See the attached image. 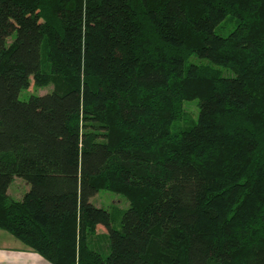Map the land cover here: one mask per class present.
Returning <instances> with one entry per match:
<instances>
[{
    "label": "trees",
    "instance_id": "16d2710c",
    "mask_svg": "<svg viewBox=\"0 0 264 264\" xmlns=\"http://www.w3.org/2000/svg\"><path fill=\"white\" fill-rule=\"evenodd\" d=\"M0 228L51 264H264V0H0Z\"/></svg>",
    "mask_w": 264,
    "mask_h": 264
},
{
    "label": "rangeland",
    "instance_id": "374dc122",
    "mask_svg": "<svg viewBox=\"0 0 264 264\" xmlns=\"http://www.w3.org/2000/svg\"><path fill=\"white\" fill-rule=\"evenodd\" d=\"M16 12V10H14ZM13 16V15H12ZM15 16V15H14ZM14 18V17H13ZM11 19L12 21H15L14 19ZM11 34H7L6 36H10ZM12 36L8 38V40L11 39ZM51 89V86L46 87H37L34 85H31L28 89L22 90L19 94V99L26 100L29 98L31 94H43L46 92H49ZM184 106L191 111V113L195 112L192 116L195 118L198 113V106H197V99L193 100H186L184 102ZM193 111V112H192ZM179 124L175 122L172 126L173 129L177 128ZM27 182L20 178V177H14L12 182L9 186V192L11 196L14 198H19L28 189ZM91 201L94 205L98 207L105 208L111 212H113V215L117 218L119 216V213L123 212L128 207V202L121 193H117L114 191H109L106 189H100L96 194H94L91 198ZM99 231H103V227L99 226ZM13 237V236H12ZM16 239V238H14ZM20 243V242H19Z\"/></svg>",
    "mask_w": 264,
    "mask_h": 264
},
{
    "label": "crops",
    "instance_id": "0c3cea01",
    "mask_svg": "<svg viewBox=\"0 0 264 264\" xmlns=\"http://www.w3.org/2000/svg\"><path fill=\"white\" fill-rule=\"evenodd\" d=\"M14 238L0 228V264H51Z\"/></svg>",
    "mask_w": 264,
    "mask_h": 264
}]
</instances>
